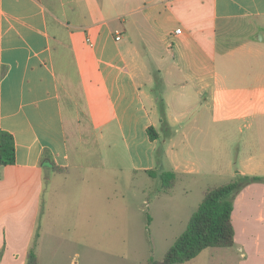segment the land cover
I'll return each mask as SVG.
<instances>
[{"label":"crops","instance_id":"crops-1","mask_svg":"<svg viewBox=\"0 0 264 264\" xmlns=\"http://www.w3.org/2000/svg\"><path fill=\"white\" fill-rule=\"evenodd\" d=\"M118 1L0 0V131L15 144V162L0 165V264H25L45 173L104 167L105 132L135 174L171 171L176 183L192 171L176 155L171 170L156 163L146 105L156 98L142 89L153 75L183 104L193 98L204 122L264 125V36L254 35L264 0Z\"/></svg>","mask_w":264,"mask_h":264},{"label":"rangeland","instance_id":"rangeland-1","mask_svg":"<svg viewBox=\"0 0 264 264\" xmlns=\"http://www.w3.org/2000/svg\"><path fill=\"white\" fill-rule=\"evenodd\" d=\"M121 1L117 9L126 6ZM258 23L257 39L264 36V20ZM145 63L149 73L154 64L149 58ZM142 89L156 98L146 100V105L157 125L155 159L160 171L172 169L175 155L192 171H179L175 185L161 192L159 178L128 170L119 138L105 132L100 138L104 167L77 168L67 176L45 173L33 238L39 264L160 260L185 230L205 187L229 182L239 184L233 197V245L207 247L180 264H264V125L260 117L209 124L193 98L183 104L174 92L164 93L156 76ZM194 116L202 120L195 123ZM194 125L199 130L190 129ZM185 131L190 137L182 136Z\"/></svg>","mask_w":264,"mask_h":264},{"label":"trees","instance_id":"trees-1","mask_svg":"<svg viewBox=\"0 0 264 264\" xmlns=\"http://www.w3.org/2000/svg\"><path fill=\"white\" fill-rule=\"evenodd\" d=\"M151 140L157 138L152 127L147 128ZM15 162V144L11 133L0 131V165ZM53 171L59 168L52 167ZM161 181L163 190L175 185V174L171 171H146ZM247 179L248 176H245ZM239 190L237 182L221 185H208L202 192V199L197 209L190 216L185 230L175 239L160 260L148 259L146 264H180L196 257L207 247H229L234 243V226L231 219L233 197ZM25 264H39L35 243L26 253Z\"/></svg>","mask_w":264,"mask_h":264},{"label":"built area","instance_id":"built-area-1","mask_svg":"<svg viewBox=\"0 0 264 264\" xmlns=\"http://www.w3.org/2000/svg\"><path fill=\"white\" fill-rule=\"evenodd\" d=\"M181 32V28L180 27H177L175 30H174V33L175 34H179ZM115 39H119V36L117 35L116 37H115Z\"/></svg>","mask_w":264,"mask_h":264}]
</instances>
